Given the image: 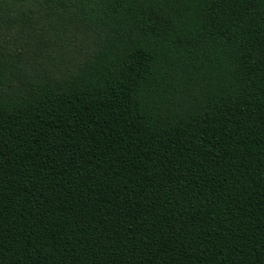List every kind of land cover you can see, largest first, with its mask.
<instances>
[{"label":"trees","instance_id":"obj_1","mask_svg":"<svg viewBox=\"0 0 264 264\" xmlns=\"http://www.w3.org/2000/svg\"><path fill=\"white\" fill-rule=\"evenodd\" d=\"M0 264H264V0H0Z\"/></svg>","mask_w":264,"mask_h":264}]
</instances>
